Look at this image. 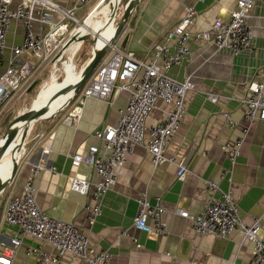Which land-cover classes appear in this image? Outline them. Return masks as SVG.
<instances>
[{
	"label": "crops",
	"instance_id": "0c3cea01",
	"mask_svg": "<svg viewBox=\"0 0 264 264\" xmlns=\"http://www.w3.org/2000/svg\"><path fill=\"white\" fill-rule=\"evenodd\" d=\"M236 5L237 0H140L130 16V29L121 47L149 62L152 47L179 23L187 8L194 7L199 13L194 31H205L215 19H229ZM101 6L103 15L107 14V4ZM250 22L255 44L252 52L234 54L229 49L217 50L211 42L191 41L188 59L170 71L178 80L190 78L195 87L187 92V112L167 149L168 156L185 161L189 173L184 179H179L178 166L174 163L154 166L146 131L144 142L128 155L115 185L104 196L100 216L90 225L85 207L94 204L92 193L81 194L74 191L71 184L75 176L91 182L98 177L93 168L84 163L75 164L72 157L78 153L85 155L91 145L102 147L94 132L117 123L118 111L126 106L128 93L116 92L112 106L88 98L75 124L63 123L66 108L50 119H43L31 131L27 141L29 164L23 167L8 187L5 199L0 201V250L10 244L15 230L3 220L7 198L21 194L30 165L45 164L47 167L37 182V201L42 211L75 224L89 236L94 253L108 250L111 264H250L254 243L241 233L235 231L228 238L198 236L193 221L178 214L179 211L192 215L201 213L209 199L207 181H211L218 183L223 191H232L244 223L253 224L259 219L264 231V121L250 129L231 173L222 179L224 169H229L232 163L221 147L234 144L243 135L242 120L246 111L243 100L249 94V85L264 78V0H257ZM22 38L19 27L18 43ZM67 65L69 61L65 67ZM208 94L217 96L216 103L209 101ZM74 103L76 105L77 101ZM171 109L172 105L159 100L146 126L162 120L164 111ZM228 115L238 123L236 126L229 125ZM41 133H45V137L37 142L36 135ZM21 156L22 150L17 160ZM142 193H147L153 205L161 198L160 204L167 211L168 235L134 228L133 220L139 211L137 200ZM124 229L130 235L117 244V236ZM36 243L30 236L26 237L14 264H37L34 257H27L25 253L27 245ZM43 248L51 251L50 245L45 244ZM63 263L82 264L70 258H64Z\"/></svg>",
	"mask_w": 264,
	"mask_h": 264
},
{
	"label": "built area",
	"instance_id": "2783aa9c",
	"mask_svg": "<svg viewBox=\"0 0 264 264\" xmlns=\"http://www.w3.org/2000/svg\"><path fill=\"white\" fill-rule=\"evenodd\" d=\"M91 1L0 0V115L12 98L26 93L37 72L61 56L79 30L77 26L81 21L77 12ZM256 4L257 0H237L229 19H215L205 31H194L199 13L194 7L187 8L179 23L152 47L149 62L122 49L121 43L130 29L127 22L80 92L59 111L68 108L62 121L73 125L81 118L86 99L95 98L112 106L116 92L128 93L126 106L118 111L117 123L94 132L102 147L91 145L85 155L78 153L72 157L75 164L84 163L93 168L98 177L97 181L91 182L75 176L71 184L74 191L92 193L94 204L85 207L90 225L100 216L104 196L115 185L128 155L136 145L144 142L146 131L149 132L147 147L155 167L171 162L178 166L179 179H184L189 173L185 161L168 156L167 149L187 112V92L195 87L190 78L178 80L171 76L170 71L188 59L191 41L211 42L217 50L229 49L234 54L252 52L255 44L250 21ZM19 27L23 36L20 43L17 39ZM9 37H12L11 41ZM248 90L249 94L243 100L246 108L242 120L243 135L234 144L227 143L221 147L232 163L229 169H224L222 179L231 173L250 129L257 122L264 121V78L252 82ZM208 98L212 103L217 101L216 95L208 94ZM159 100L172 105V109L164 111L162 120L147 127L146 120ZM227 119L230 126L238 124L229 115ZM44 137L45 133L36 135L37 142ZM29 157L28 153L23 167L29 164ZM23 167L18 169L17 175L21 174ZM46 167L45 164L30 165L21 194L7 198L3 220L15 230L10 244L0 250V264H14L19 249L29 236L38 243L27 245L25 253L27 257H34L37 264H64V258L79 260L82 264H111L108 250L94 253L89 236L75 224L55 219L42 211L37 201V182ZM207 185L209 199L203 211L197 215L188 211H179L178 214L193 221L198 236L228 238L238 231L254 243L250 264H264V231L259 219L253 224L244 223L232 191H223L218 183L211 181H207ZM137 202L139 211L133 220L134 228L143 232L155 230L160 236L168 235L167 211L160 204L161 198L158 197L153 205L147 193H142ZM129 235V231L124 229L117 236V244ZM45 244L50 245V252L44 250Z\"/></svg>",
	"mask_w": 264,
	"mask_h": 264
},
{
	"label": "rangeland",
	"instance_id": "374dc122",
	"mask_svg": "<svg viewBox=\"0 0 264 264\" xmlns=\"http://www.w3.org/2000/svg\"><path fill=\"white\" fill-rule=\"evenodd\" d=\"M96 1L97 0H92L90 3L83 5L81 7V9L77 12V17L81 20L80 25L77 26V29L80 28L82 26V24H84L85 20L89 17V15H90L89 12L91 11L92 8H94L93 6L95 4H98V3H96ZM106 4L108 7L107 14L103 15L104 7H102V6L99 7V9L96 11L95 19L98 22H100L99 19L105 20V18H108L110 13H111L112 8H111L110 3L106 2ZM123 4H124V1L122 0L120 5H119L118 11H117V16L115 19V25L119 22V20L122 17L123 8L125 5V4L124 5ZM99 14H101V15H99ZM100 26H101V22L99 23V25L96 28L99 29ZM108 26H110V24ZM107 27L104 28V31L109 33V31L107 30ZM104 31L102 30V32H104ZM99 33H101V32H99ZM103 40H105V39H103ZM80 43H81L80 49L73 56V63H72V69L74 71H78V72L83 68L85 63L91 57V54L93 51V44H94L93 43V37L89 41H83ZM68 48H69V46L65 47V49L62 51V54L60 57H57L55 60L48 62L42 68V70L40 72L36 73V75L33 78L34 79L33 82L38 84V86H37V88H36L37 90L34 92V94L32 93L29 96L28 95L24 96L25 95V93H24L22 96L21 95L15 96L2 109V113L0 115V140L3 139V137L5 136L6 131L8 129V126L16 117H18L21 114L25 113L26 111L30 110L32 108V106L34 105V103H36L40 99V97L42 95H44V93L49 92V90H53L56 87V85H59L60 83H62L64 81V78L68 77L69 74H71V72H72L71 67L68 65L65 67L66 62H68L71 58V53L69 52V50H67ZM58 81H60V82L58 83ZM59 102H60V99H58L55 104L58 105ZM41 121L42 120L35 122L32 125V129L30 130V132L27 135V138L25 140V143H24L23 149H22V156H21V159L19 161V168L23 167V164H25V161L27 159L26 157H27L28 152H29L27 141H28L29 137L31 136L30 135L31 131L33 130V128H35V126L37 127ZM14 181H15V179H14ZM7 189L2 194H0V200L1 201H3L5 199L6 192L8 193Z\"/></svg>",
	"mask_w": 264,
	"mask_h": 264
},
{
	"label": "water",
	"instance_id": "95a60500",
	"mask_svg": "<svg viewBox=\"0 0 264 264\" xmlns=\"http://www.w3.org/2000/svg\"><path fill=\"white\" fill-rule=\"evenodd\" d=\"M139 1L140 0H128L126 2V4L124 5V8H123L122 17L119 20V22L115 25L116 26L115 33H114L111 41L108 44H106V45H104L102 47H98V45H97V36H96V34H92V33L80 34V32L78 31L71 38V40L69 41V43H68L67 46H71L75 42H79L80 43V42H83V41H89L93 37V43H94L93 44V51H92L91 57L89 58V60L85 63V65L81 69V77H80V79L74 85H68V86H65L62 89H60L55 95H53V97H51L49 99V101H48V103H47V105L45 107H42L40 109H35L33 107L34 106L33 105L30 110H28L25 113L21 114L20 116L16 117L10 123V125L8 126V129L6 131V134L3 137L4 144H3V147L0 148V156L3 154V152L6 150V148L18 136V131L14 127L15 124H17L19 122H23L26 125V128H24V130L22 132V136H21L22 141H23V144H24L25 143V140L27 138L28 133L32 129V125L35 122H37L39 120H43V119H50V118L54 117L56 114L59 113L60 110L58 112H55V113L51 114V115H48V111H49V107L48 106H50L56 98H58L61 94L67 93L70 90L74 91V94L75 95H77L80 92V90L83 87V85L92 76V74H93L94 70L96 69V67L99 65V63L101 62V60L108 53V51L110 49V45L113 44V43H115V41L117 40V38L121 34L124 26L129 21L130 16L132 15L133 11L137 7ZM103 2H101L96 7V9L98 7H100V5ZM118 8H119V5L117 7H114L113 8V13L111 15V19L113 20V22H115ZM35 85H36V83L33 82L30 85V87L27 89V92L32 91V89L35 87ZM18 169H19V163L16 161V163L14 165V168H13L12 176L10 177V179H8L6 181L0 180V194H2L13 183L14 179L17 176Z\"/></svg>",
	"mask_w": 264,
	"mask_h": 264
},
{
	"label": "bare ground",
	"instance_id": "6f19581e",
	"mask_svg": "<svg viewBox=\"0 0 264 264\" xmlns=\"http://www.w3.org/2000/svg\"><path fill=\"white\" fill-rule=\"evenodd\" d=\"M103 1H102L103 3L101 5H104L106 2H109L111 4L112 9H111V13H110L108 18H105V20L99 19V21L101 22V26L99 27V29L96 27L99 25L100 22H98L94 17V13L96 10H98V8H99L98 7L97 9L96 8L93 9V11L90 13L89 17L86 19L84 24H82V26L78 30L80 32V34H83V33L86 34V32L96 34L98 47H102L111 41V39L115 33V29H116L115 22H113V20L111 19V15L113 13V8L120 5L122 0H103ZM101 5H100V7H101ZM99 15H101V14H99ZM109 24H110V26H108ZM106 27H107V30L109 31V33L104 31V28H106ZM102 30L104 32H102ZM99 32H101V33H99ZM103 39H105V40H103ZM80 46H81V43H75V44L71 45L68 49L69 52L71 53V58L69 60V66L71 67V70H72L71 74H69V76L66 78V80H64L62 83H60L59 85H56V87L53 90H49V92L44 93V95H42L40 97V99L36 103H34L33 107L35 109H40L42 107H45L47 105L49 99L51 97H53V95H55L60 89H62L65 86H68V85H74L80 79L81 70L78 72V71H74L72 69L73 56L76 54V52H78V50L80 49ZM74 95H75L74 91H72V90L68 91L65 94H61L58 98H56L53 101V103L50 106H48L49 107L48 115H51L55 112H58L59 110L64 108L69 103V101L73 98ZM58 99H60V102H61V104L59 106L55 104ZM14 127L18 131V136L6 148V150L0 156V180H2V181L5 180L7 172H8L7 175H9V179L12 176L11 170L8 169L7 166L10 164H13V166L15 165L17 158H18V154L20 153V151L22 150L23 145H24L21 136H22V132H23L24 128H26V125L23 122H19V123L15 124ZM3 144H4V139H1L0 140V148L3 147ZM1 173H3V174L1 175Z\"/></svg>",
	"mask_w": 264,
	"mask_h": 264
},
{
	"label": "trees",
	"instance_id": "16d2710c",
	"mask_svg": "<svg viewBox=\"0 0 264 264\" xmlns=\"http://www.w3.org/2000/svg\"><path fill=\"white\" fill-rule=\"evenodd\" d=\"M123 1H124V4H126L127 0H123ZM105 4H106V3H105ZM124 4H123V5H124ZM37 86H38V84L35 85V87L32 89V91H30V92H26L24 96H27V95L29 96V95L32 94V93L34 94V92L37 90V89H36ZM0 201H1V200H0ZM2 205H3V204H2ZM2 205H1V206H2Z\"/></svg>",
	"mask_w": 264,
	"mask_h": 264
},
{
	"label": "flooded vegetation",
	"instance_id": "af4514ba",
	"mask_svg": "<svg viewBox=\"0 0 264 264\" xmlns=\"http://www.w3.org/2000/svg\"><path fill=\"white\" fill-rule=\"evenodd\" d=\"M98 5H99V4H98ZM98 5H97V6H98ZM97 6H96V7H97ZM93 7H94V6H93ZM92 10H93V8L91 9V11H92ZM91 11H90L89 13H91ZM89 13H88V14H89ZM88 14H87V15H88ZM80 21H81V20H80ZM85 21H86V20H85ZM17 162L19 163V160H17ZM7 167L11 170V174H12V171H13V168H14L13 164L8 165ZM7 174H8V172H7ZM7 174H6V177H5V178L9 177V175H7Z\"/></svg>",
	"mask_w": 264,
	"mask_h": 264
}]
</instances>
